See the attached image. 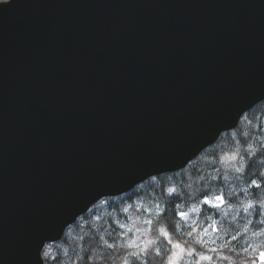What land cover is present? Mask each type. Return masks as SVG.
Segmentation results:
<instances>
[{"label":"water","instance_id":"1","mask_svg":"<svg viewBox=\"0 0 264 264\" xmlns=\"http://www.w3.org/2000/svg\"><path fill=\"white\" fill-rule=\"evenodd\" d=\"M264 100V0L0 4V264L184 169Z\"/></svg>","mask_w":264,"mask_h":264},{"label":"trees","instance_id":"2","mask_svg":"<svg viewBox=\"0 0 264 264\" xmlns=\"http://www.w3.org/2000/svg\"><path fill=\"white\" fill-rule=\"evenodd\" d=\"M236 167L243 171L236 173ZM258 170H264V101L183 170L153 177L124 195L99 201L66 229L58 243L46 246L43 263L96 264L99 256L110 254L103 264H122L128 242L156 239L158 234L152 230L164 224L174 242L187 241L184 246L196 250L194 256L186 252L181 264H195L201 253L213 259L200 264H251L258 250H264V188L256 191L249 184ZM169 188L176 191L169 194ZM204 191L224 193V205L205 206ZM249 203L254 207L245 210ZM180 211L187 213L186 220L180 218ZM114 242L115 248L106 247ZM155 247L171 245L163 241ZM166 259L163 251L157 256L153 250L134 264H165Z\"/></svg>","mask_w":264,"mask_h":264},{"label":"snow or ice","instance_id":"3","mask_svg":"<svg viewBox=\"0 0 264 264\" xmlns=\"http://www.w3.org/2000/svg\"><path fill=\"white\" fill-rule=\"evenodd\" d=\"M234 170L236 173H241L243 171L241 167H236ZM249 184L250 187L256 191H259L261 188H264V170H258L254 174L253 178L250 179ZM175 191H176L175 188L168 189L169 194H172ZM243 191H247V189H244ZM201 195L204 197L202 203L205 206L211 208L219 209L224 205L226 200L225 194L222 193L221 191H216L215 194H213L211 191H204L201 193ZM253 207L254 205L249 203L247 204L245 210L251 209ZM192 211H196V209L193 208ZM178 215L182 220L187 219V213H185L184 211H180ZM145 223L151 225L153 221L146 220ZM129 231H131V229ZM152 231L158 234L156 239H146L142 242V244H137L135 240L127 243V247L125 249L126 255L121 257L122 264H134V262H139L141 256L147 255L149 252L153 250L155 251V254L157 256L161 255L162 251L165 253V255L167 256L166 264H180V261L185 252H187L188 256L196 255V250L194 248H186L184 246L187 244V241L184 242V245H182V243L180 242H174L172 239V233H170L169 229L164 224L158 225ZM188 235H192V233L189 232ZM232 239L235 240L236 237L233 236ZM163 241H166L168 245H171V248H163V249L159 247L153 248L154 245H157L158 243H162ZM115 246H116L115 242L106 244V247L108 249H113L115 248ZM133 247L137 248L138 251H127V249ZM172 249H175V251H173ZM211 251H216V250L211 249ZM245 251H247V249H245ZM44 255L47 256V253H44ZM109 257L110 254H108L107 256L105 255L99 256V259L96 261V264H103V262ZM129 257L133 258V260L130 261ZM212 259H213L212 256L201 253L199 254V258L196 260L195 264H200V261H211ZM257 260L259 261V264H264V250L258 251L256 253V256L253 258L251 264H256Z\"/></svg>","mask_w":264,"mask_h":264},{"label":"clouds","instance_id":"4","mask_svg":"<svg viewBox=\"0 0 264 264\" xmlns=\"http://www.w3.org/2000/svg\"><path fill=\"white\" fill-rule=\"evenodd\" d=\"M8 3H10V0H0V4H8ZM42 251H43V247L41 248V251L39 254L41 264H42Z\"/></svg>","mask_w":264,"mask_h":264},{"label":"rangeland","instance_id":"5","mask_svg":"<svg viewBox=\"0 0 264 264\" xmlns=\"http://www.w3.org/2000/svg\"><path fill=\"white\" fill-rule=\"evenodd\" d=\"M196 211H193V213H195ZM194 220V219H193ZM173 251H175V249H173ZM186 256V252L183 254V257L184 258ZM166 264V263H165ZM180 264H181V261H180Z\"/></svg>","mask_w":264,"mask_h":264}]
</instances>
